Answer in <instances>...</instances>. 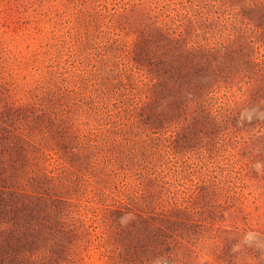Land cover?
<instances>
[{"label": "trees", "instance_id": "obj_1", "mask_svg": "<svg viewBox=\"0 0 264 264\" xmlns=\"http://www.w3.org/2000/svg\"><path fill=\"white\" fill-rule=\"evenodd\" d=\"M88 16L77 66H0V264H264V0Z\"/></svg>", "mask_w": 264, "mask_h": 264}, {"label": "rangeland", "instance_id": "obj_2", "mask_svg": "<svg viewBox=\"0 0 264 264\" xmlns=\"http://www.w3.org/2000/svg\"><path fill=\"white\" fill-rule=\"evenodd\" d=\"M147 1L0 0V66L23 84L52 66H77L84 45H91L96 37L88 15L100 9L104 12V7L108 12H121L125 4L129 7ZM246 205L247 211H252L250 200ZM263 221L264 213H252L247 225L237 222L246 229L247 242L255 240ZM261 250L264 258V248Z\"/></svg>", "mask_w": 264, "mask_h": 264}]
</instances>
